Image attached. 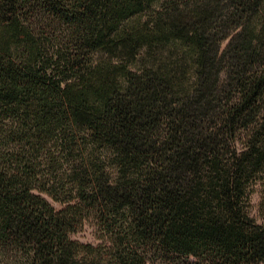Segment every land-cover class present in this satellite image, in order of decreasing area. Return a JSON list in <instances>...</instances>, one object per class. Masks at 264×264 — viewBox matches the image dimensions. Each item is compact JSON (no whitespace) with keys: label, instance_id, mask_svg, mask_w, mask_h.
<instances>
[{"label":"trees","instance_id":"16d2710c","mask_svg":"<svg viewBox=\"0 0 264 264\" xmlns=\"http://www.w3.org/2000/svg\"><path fill=\"white\" fill-rule=\"evenodd\" d=\"M255 192L264 0H0V264H264Z\"/></svg>","mask_w":264,"mask_h":264},{"label":"rangeland","instance_id":"374dc122","mask_svg":"<svg viewBox=\"0 0 264 264\" xmlns=\"http://www.w3.org/2000/svg\"><path fill=\"white\" fill-rule=\"evenodd\" d=\"M260 203L261 195L258 192H255L252 197V207L250 209V212L251 215L254 216L258 222L264 223V208L261 207ZM98 230L99 229L96 225L95 220L90 219L85 223L83 228L74 235V237L84 242H91L97 244L100 242L98 238ZM185 260V257H178L175 259H170L169 261L166 260L164 264H184Z\"/></svg>","mask_w":264,"mask_h":264}]
</instances>
